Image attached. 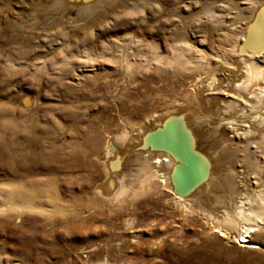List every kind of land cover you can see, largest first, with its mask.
Listing matches in <instances>:
<instances>
[{
    "label": "rangeland",
    "instance_id": "374dc122",
    "mask_svg": "<svg viewBox=\"0 0 264 264\" xmlns=\"http://www.w3.org/2000/svg\"><path fill=\"white\" fill-rule=\"evenodd\" d=\"M139 1L143 3L136 11L128 9L122 15L129 24H117L110 32L107 29L115 24L112 19L109 24L105 20L102 25L82 29L83 21L73 22L77 7L72 9L67 3L69 10L59 18L61 35L52 37L60 28H52L48 19L46 25L52 29L42 31L48 36L30 39L32 48L41 45L37 56L18 55L15 44L4 46L0 40V48L5 47L0 52V138L4 142L0 146V192L9 191L10 180L20 175L25 177L24 184L32 188L39 185L47 196L44 202L36 199L41 209L28 208L21 214L0 212V264H99L106 258L114 264H264V234L252 242L257 246L253 249L238 243L232 232L220 237L199 216L184 219L165 191L134 200V208L123 205L119 221L129 218L132 226L123 233L103 227L105 208L86 220L91 227L77 226L76 220L83 218L77 213L76 199H100L90 190L103 183L107 137L122 130L132 133L147 114L177 104L191 74L208 71L200 54L208 57L219 52L223 26L237 28V39L245 40L241 42L244 53L256 50L248 45L254 37L250 30L240 32L251 16L247 3L241 2L245 0H235L234 8L226 4L232 0H135ZM249 1L255 7L262 2ZM9 4L0 3V22L6 15L12 20L8 12L21 8L16 0ZM259 8L252 24L264 13V2ZM25 12L28 10L21 13ZM212 12L224 22L209 19ZM115 37L119 43L112 44L109 38ZM54 38L53 43L47 42ZM126 56L130 67L124 63ZM184 107L179 109L184 115L176 119L175 133L186 143L187 158L212 168L203 176L211 180L220 172V152L198 148L206 134L197 136L192 128L195 120L190 121L188 107ZM189 135L198 152L205 151L207 161L194 152ZM11 147L14 149L9 150ZM108 148L113 152L108 159L112 173L130 170L121 166L130 151L122 152L116 142ZM261 152L256 154L260 161L264 149ZM113 237H118V242H112Z\"/></svg>",
    "mask_w": 264,
    "mask_h": 264
},
{
    "label": "bare ground",
    "instance_id": "6f19581e",
    "mask_svg": "<svg viewBox=\"0 0 264 264\" xmlns=\"http://www.w3.org/2000/svg\"><path fill=\"white\" fill-rule=\"evenodd\" d=\"M9 1L11 0H0V3L6 6L10 5ZM143 1L145 2V0ZM199 1L197 0L195 3H199ZM224 1L227 2V0ZM247 1L241 2L247 3L245 8L251 11V16L240 27V32L244 33L248 29L254 37H259L257 40L252 37V42L248 44L256 46V50L244 53L241 42L245 40L243 37L238 40L240 36L238 37V33H235L237 28L223 26L220 31L225 32L223 35L221 33V37H219V52L216 51L208 57L205 54L199 56L206 64L205 70L208 71H203L196 76L191 74L186 85L183 84L186 87L183 93H179L181 99L179 98L177 104L147 114L142 124L136 130L133 129L132 133L122 130L116 135L107 137L104 145L105 157L102 160L104 178L101 182L103 183L100 186L97 184L95 191L90 190L91 194H97L100 199H84V197L76 199L79 206L76 209L77 213L83 218V220H76L78 227L82 229L91 227V225L85 224L86 220L97 216L96 212H103V208H105L103 227L109 226V231L123 233L122 231L129 230L132 226L129 218L119 221L122 206L131 205L133 207L134 200L150 194H162L165 191L169 196L167 200L177 206L184 219L199 216L220 237L232 232L238 243L245 244V247L250 249L257 247L252 242L260 240L264 234V159L261 158L263 160L260 161L256 156V154L262 153L261 149H264V13H261L255 23L252 24V22L255 21L257 8L264 1L257 2L259 3L257 7L254 6V3ZM129 2L132 4H128ZM16 3L21 8L16 9L18 11L10 10L8 12L13 19H8V15H6L7 17H4V20L0 22V40H4V46L15 44L14 51L18 55L22 53L37 56L41 45L37 43V48H32L30 39L39 40L43 34L42 31L52 28L58 30L60 28L55 33L56 35L52 34V37L61 35L59 18L62 17V12L69 10L67 3L72 6L70 7L72 9L77 7L73 22L83 21L82 29L89 28L92 24L102 25L105 20H107L106 24H109V20L112 19L115 24L112 25L113 28L107 29V32H110L119 25L126 27L129 23H124L127 20L122 15L128 9L136 11L139 3L143 2H135V0H16ZM226 4L234 8L237 3L232 0ZM24 9L28 10L25 14L21 13ZM17 14L21 15V18H17ZM208 18L224 22L213 12L209 14ZM48 19L52 28H48L49 25H46ZM117 24L118 26L114 28ZM16 28L19 30L29 29L32 32L19 33L18 29L15 30ZM33 30L39 31L33 32ZM183 35L185 33L180 36L183 37ZM43 36L46 38L48 35L43 34ZM109 39L112 44H117L120 40L117 37ZM54 40L55 38L47 42L53 43ZM181 41L187 43L184 39ZM253 42L254 45H252ZM173 47L176 48V46ZM104 48L106 47L104 46ZM4 49L5 47L0 48V52H3ZM11 51L12 49L8 50L10 53ZM124 63L128 67L132 66L128 56L125 57ZM201 65L199 66L201 67ZM184 106L188 107L190 121L195 120L192 128L197 132V136L206 134L205 138L201 136L203 140L201 145L197 144L198 148L206 146V149L220 152L221 157L217 159V165L221 173L214 174V178L211 180H205L203 176L207 170L211 172L212 168H208V164H205L204 167L196 159L187 158L184 149L186 143L181 141L175 133L177 128L175 121L177 118H183L184 113H182L183 115L179 113V109ZM190 107L195 108L196 111L189 110ZM188 133L190 134L189 130ZM209 133L211 135H208ZM189 136L191 138V135ZM2 142L3 139L0 138V146ZM113 142L118 143L120 149L123 148L122 152L130 151V156L121 165L124 169L130 170H124L120 175H115L110 170L112 165L110 166L111 162L108 159L112 158L113 152L109 150L108 146ZM191 142L194 152L206 160L205 151H203L204 153L198 152L200 150L196 149V143L192 141V138ZM11 149L14 148L11 147L9 150ZM15 150L19 153L18 147ZM187 159L189 160L187 161ZM22 177L15 175L10 180L12 185L10 190L0 192V212L11 210L21 214V211L28 208H42L35 202L36 199L44 202L43 199L47 197L43 188L39 185L33 188L30 185V187L27 186L23 183L25 177ZM117 238L113 237L112 242H118ZM117 249L119 247L115 248V250ZM105 260L99 264H114L113 261L110 263L109 260Z\"/></svg>",
    "mask_w": 264,
    "mask_h": 264
}]
</instances>
